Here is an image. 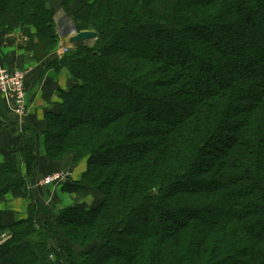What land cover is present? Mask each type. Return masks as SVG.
<instances>
[{
    "label": "trees",
    "instance_id": "trees-1",
    "mask_svg": "<svg viewBox=\"0 0 264 264\" xmlns=\"http://www.w3.org/2000/svg\"><path fill=\"white\" fill-rule=\"evenodd\" d=\"M25 27L40 62L97 33L51 63L73 84L44 143L87 164L63 191L100 198L31 197L0 264H264V0H0V34ZM14 124L0 95V137ZM41 137L25 126L0 163V200L36 179Z\"/></svg>",
    "mask_w": 264,
    "mask_h": 264
},
{
    "label": "crops",
    "instance_id": "crops-1",
    "mask_svg": "<svg viewBox=\"0 0 264 264\" xmlns=\"http://www.w3.org/2000/svg\"><path fill=\"white\" fill-rule=\"evenodd\" d=\"M36 30L25 27L14 33L3 32L0 34V68L21 69L27 74V108L25 114L20 116L8 110V117L15 126H9L1 133L0 137V163H6L7 153L12 149L23 148L22 134L24 127L29 125L34 131L41 133V144L38 150L40 167L36 176L24 190L8 195L0 200V222L10 224L24 220L28 216V208L35 201L50 205L53 201L59 203V209H66L74 205L91 207L99 198L85 193H69L62 189L63 177L70 181H79L86 170L87 164L81 163L73 170L65 164H55L47 159L44 143V133L47 130V115L53 106L61 103L59 90H68L73 84V77L66 69L56 70L51 63L64 55L67 49H73L77 44L70 43V37L61 38L54 52L44 61L34 59L32 38ZM84 166V168H83ZM48 174L61 175V179L51 185L42 183ZM43 178V179H42ZM60 178V177H59ZM69 178V179H68ZM42 179V180H41ZM87 201V198H91Z\"/></svg>",
    "mask_w": 264,
    "mask_h": 264
},
{
    "label": "built area",
    "instance_id": "built-area-1",
    "mask_svg": "<svg viewBox=\"0 0 264 264\" xmlns=\"http://www.w3.org/2000/svg\"><path fill=\"white\" fill-rule=\"evenodd\" d=\"M67 51V50H66ZM27 72L21 69L10 70L0 68V95L7 109L17 115H24L27 108L26 78ZM59 179V176L45 177L42 181L45 185H51Z\"/></svg>",
    "mask_w": 264,
    "mask_h": 264
},
{
    "label": "rangeland",
    "instance_id": "rangeland-1",
    "mask_svg": "<svg viewBox=\"0 0 264 264\" xmlns=\"http://www.w3.org/2000/svg\"><path fill=\"white\" fill-rule=\"evenodd\" d=\"M58 17H59V19H61L62 20V23L65 25L66 23H68V26L70 27V28H72V26H73V24L71 23V21H70V19L68 20V17H67V15H65L63 12H59L58 13ZM74 28V27H73ZM74 33V32H73ZM78 34V33H77ZM94 40H92V41H90V42H86V45H93V42ZM67 51L65 50L64 51V53H66ZM71 157L69 156V157H66L62 162H60V163H58V164H65L66 165V167H68L69 166V164H71V162H70V159ZM83 163H86L85 161L83 162ZM52 165V164H51ZM68 165V166H67ZM55 166V165H54ZM83 168H84V166H83ZM52 175V174H51ZM50 174H48L47 176H51ZM56 176H59L60 178H59V180L61 179V175H59V174H55ZM54 175V176H55ZM43 179V178H42ZM41 179V180H42ZM69 179V178H68ZM58 180V181H59ZM57 181V182H58ZM67 180H65V177H63V181H61V183L64 185L65 184V182H66ZM90 194V193H89ZM89 194H87V195H89ZM91 195V194H90ZM92 195H94L95 197H96V195L95 194H92ZM91 198H87V201H92L93 202V200H92V196H90ZM98 198H100V196H98ZM56 208L57 209H59V203L57 204V202H56Z\"/></svg>",
    "mask_w": 264,
    "mask_h": 264
},
{
    "label": "water",
    "instance_id": "water-1",
    "mask_svg": "<svg viewBox=\"0 0 264 264\" xmlns=\"http://www.w3.org/2000/svg\"><path fill=\"white\" fill-rule=\"evenodd\" d=\"M97 38V33L93 31H83L72 37H70L69 41L72 44L84 43L88 41H92Z\"/></svg>",
    "mask_w": 264,
    "mask_h": 264
}]
</instances>
